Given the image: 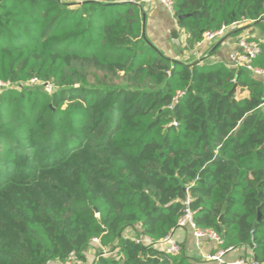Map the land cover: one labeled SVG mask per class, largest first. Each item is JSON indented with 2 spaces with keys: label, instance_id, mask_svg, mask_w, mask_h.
I'll return each instance as SVG.
<instances>
[{
  "label": "trees",
  "instance_id": "trees-1",
  "mask_svg": "<svg viewBox=\"0 0 264 264\" xmlns=\"http://www.w3.org/2000/svg\"><path fill=\"white\" fill-rule=\"evenodd\" d=\"M172 16L193 51L262 21L264 0H174ZM0 81V264L86 260L89 248L94 264H203L122 239L161 241L187 202L219 250L264 264L263 79L167 58L134 2L0 0Z\"/></svg>",
  "mask_w": 264,
  "mask_h": 264
},
{
  "label": "crops",
  "instance_id": "crops-1",
  "mask_svg": "<svg viewBox=\"0 0 264 264\" xmlns=\"http://www.w3.org/2000/svg\"><path fill=\"white\" fill-rule=\"evenodd\" d=\"M61 2L74 6L84 2L105 4L134 2L140 7L141 16L144 14V37L146 40L167 58L186 64L213 65L221 63L230 67L229 55L236 49V40L240 36L246 35L264 42V19L259 23L245 21L228 28L221 38H217L213 42L203 40L193 51H187L184 49L185 35L178 28L176 20L158 3L147 4L143 0H61ZM212 46L214 49L210 52L209 48ZM174 236L181 246V251L187 257L197 259L203 264H214L203 259V256L216 252L217 247L213 241L205 239L197 243L192 230L188 227L177 230ZM88 254H86L87 259H91L92 252H88ZM240 257L250 258L249 250L246 248L235 249L226 254L224 259L226 262H232Z\"/></svg>",
  "mask_w": 264,
  "mask_h": 264
},
{
  "label": "built area",
  "instance_id": "built-area-1",
  "mask_svg": "<svg viewBox=\"0 0 264 264\" xmlns=\"http://www.w3.org/2000/svg\"><path fill=\"white\" fill-rule=\"evenodd\" d=\"M144 3L150 4V3H158L160 4L165 10L170 13L171 15L173 14V3L174 0H143ZM245 22V21H242ZM242 22L233 24L229 27H222L219 31L214 32V33H207L204 35L203 40L204 41H209L213 42L217 38H221L223 36L228 28L233 27L235 25H238ZM202 40V41H203ZM262 44L264 42L257 41L255 39H252L249 36L243 35L240 36L236 40V49L232 51L229 55V60H230V67L232 69H242L249 73L251 76L260 78L264 80V69L258 68L254 66V61L256 58L261 54L262 52ZM34 83V80L31 81ZM10 86L9 83H4L0 81V91L3 89H7ZM52 87L45 85V90L50 92ZM179 97H181V94H179L175 99L174 103L178 102ZM264 107V103L262 104ZM172 106H170L171 108ZM175 125V124H174ZM190 228L193 232V236L196 239L197 243H199L202 240H211L215 243L217 250L214 254L208 255V256H203V259L207 262H211L214 264H258L252 260L251 257V252L250 253V258H238L235 261L232 262H226L225 261V256L226 254L233 252L235 249L228 248L227 250H219L218 246L221 244L220 238L214 234L211 231H202L199 230L195 227L193 220H192V212L188 208V202L186 203V208L184 210L183 216L180 218L178 221L177 228L170 233L168 236L163 238L161 241L154 243L150 239H148L145 236H142L140 232L135 231L134 229H127L124 231L122 235L123 240H130L133 241L135 244H141V245H154L159 247L165 254L168 255H177L181 252V246L177 239L175 238L174 234L177 230L179 229H184V228ZM93 244L98 245L97 240H93ZM101 250V256L107 257L110 256L111 258L118 257L117 251H108L107 249H102ZM88 252H92V258L91 259H86V260H78L77 256L75 254H71V256L64 262H54L50 264H94L95 261V255L93 252L92 248L88 249ZM119 258L122 259V256L119 255Z\"/></svg>",
  "mask_w": 264,
  "mask_h": 264
},
{
  "label": "water",
  "instance_id": "water-1",
  "mask_svg": "<svg viewBox=\"0 0 264 264\" xmlns=\"http://www.w3.org/2000/svg\"><path fill=\"white\" fill-rule=\"evenodd\" d=\"M144 20H145V18H144V14L142 15V34H143V36H144ZM235 90H236V88L234 87L233 89H232V92H235ZM260 219V214H258V220Z\"/></svg>",
  "mask_w": 264,
  "mask_h": 264
},
{
  "label": "rangeland",
  "instance_id": "rangeland-1",
  "mask_svg": "<svg viewBox=\"0 0 264 264\" xmlns=\"http://www.w3.org/2000/svg\"><path fill=\"white\" fill-rule=\"evenodd\" d=\"M115 83L116 84H119V85H121V86H124V81L122 80L121 81V79L120 80H115ZM86 254H88V251L86 252ZM89 255V254H88ZM92 257V256H91Z\"/></svg>",
  "mask_w": 264,
  "mask_h": 264
}]
</instances>
